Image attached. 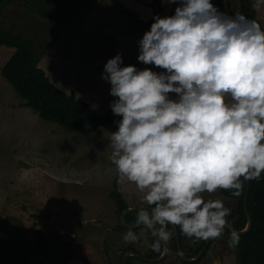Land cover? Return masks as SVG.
<instances>
[{
    "label": "clouds",
    "instance_id": "1",
    "mask_svg": "<svg viewBox=\"0 0 264 264\" xmlns=\"http://www.w3.org/2000/svg\"><path fill=\"white\" fill-rule=\"evenodd\" d=\"M164 2L179 6L154 17L138 41V61L165 71L122 67L118 53L101 77L122 117L109 143L118 183L134 184L149 206L122 239L138 242L133 229L142 227L156 238L154 251L170 239L169 224L189 238L222 237L231 210L201 194L239 197L241 178L264 174V29L212 0ZM227 243L235 249L240 234L231 230Z\"/></svg>",
    "mask_w": 264,
    "mask_h": 264
},
{
    "label": "rangeland",
    "instance_id": "2",
    "mask_svg": "<svg viewBox=\"0 0 264 264\" xmlns=\"http://www.w3.org/2000/svg\"><path fill=\"white\" fill-rule=\"evenodd\" d=\"M127 1L0 0V28L34 42L43 53L39 66L50 80L105 115L112 111L110 104L116 99L110 95V83L101 78L109 59L122 53V67L165 71L138 61V41L152 24L148 23L151 19L141 22L130 8L131 12L125 10L122 3ZM254 2L264 29V0ZM212 3L228 16L239 15L240 0ZM78 4L81 10L68 27L39 12L43 6L58 13ZM154 4L150 7L155 17ZM166 4L161 0V18ZM177 6L166 15H174ZM13 53V49L0 47V231L12 237L14 243L6 242L10 246L26 244L30 248L38 244L36 231L55 237L52 247L39 259L27 249L28 261L69 264V242L65 239L79 234L82 226L114 207L108 199L114 184L127 194H134L136 186L118 183L109 147L110 134L118 131L116 125L72 132L23 106V99L3 76V67ZM220 192L209 194L208 200L231 203ZM5 239L0 236V241ZM222 256L223 264H236L233 255ZM90 261L94 262L93 257Z\"/></svg>",
    "mask_w": 264,
    "mask_h": 264
},
{
    "label": "flooded vegetation",
    "instance_id": "3",
    "mask_svg": "<svg viewBox=\"0 0 264 264\" xmlns=\"http://www.w3.org/2000/svg\"><path fill=\"white\" fill-rule=\"evenodd\" d=\"M241 181L244 186L245 181L243 179ZM114 185L112 191L117 190L121 200L115 201L109 194L108 199L114 203V207L106 215L82 226L79 229V234L69 235L70 233L66 232V235H69V239H65L69 242V264H223L222 255H233L236 264H239L240 244L233 249L229 248L227 243L232 230L230 227L225 229L222 237L205 241L194 237L189 238L182 233L179 226L169 224L167 230L171 233L170 239L161 243L159 251L153 250L156 238L151 235L149 230L142 227L134 228L133 230L140 237L139 241L125 243L122 237L129 227L134 224L137 211L140 208L149 206L142 203L144 193H141L136 187L133 190L134 194H127L125 189L117 183ZM220 194L231 201V203L225 204L231 210V214L227 217L229 224L236 231L246 229L248 216L245 226L242 229L237 228L240 223L241 197H233L223 191ZM201 195L205 201L208 200L209 193L205 192ZM141 233L143 234L141 235ZM4 234L3 236L6 239L0 241V264H23L21 260L24 264H42L35 260H31L34 263L28 261L26 251L31 249L32 254L39 259L42 253L36 245L42 241L47 252L52 247L51 241L55 238L36 231V235L39 236L38 244H34L29 248V246H25L26 244L8 245L6 242H14H12L11 236ZM61 234H65V230L61 231ZM0 236L2 237V235ZM59 244H62V242ZM77 252L80 253V256L76 255ZM96 254H99V256H94ZM91 257H93L94 262L90 261ZM47 261L46 264H50V262L56 264L53 261Z\"/></svg>",
    "mask_w": 264,
    "mask_h": 264
},
{
    "label": "trees",
    "instance_id": "4",
    "mask_svg": "<svg viewBox=\"0 0 264 264\" xmlns=\"http://www.w3.org/2000/svg\"><path fill=\"white\" fill-rule=\"evenodd\" d=\"M83 1L87 0H81ZM154 3L156 16H159L162 9L161 0H154ZM240 3L239 15L261 25L254 0H240ZM80 10L79 4L72 8H64L58 13H53L46 6L39 8V12L44 17L58 21L65 27L69 26L70 21ZM154 22V19H151L148 23ZM0 47L14 50L13 55L3 67L4 78L23 99V106L32 109L43 120L54 122L68 131L83 132L89 127L97 130L107 125L117 126V121L122 119L114 115L112 111L99 115L89 103L77 98L74 93L68 94L55 85L39 66L43 53L38 50L34 42L22 34L0 28ZM246 188L245 181L242 194L239 196L241 197L240 223L237 226L239 229L247 223ZM222 191L233 196L231 191ZM110 197L115 201L121 200L117 190L112 191ZM247 205L253 218V226L249 233L240 235L239 264H264V174L261 179L251 181ZM41 243L36 246L44 254L45 244L42 241Z\"/></svg>",
    "mask_w": 264,
    "mask_h": 264
},
{
    "label": "crops",
    "instance_id": "5",
    "mask_svg": "<svg viewBox=\"0 0 264 264\" xmlns=\"http://www.w3.org/2000/svg\"><path fill=\"white\" fill-rule=\"evenodd\" d=\"M154 0H128L127 3H122L126 7L125 10L129 11V8L133 11H135V16L138 17V19L141 22H148L150 19L154 17L153 9H151L150 5H153ZM175 4H166L165 10L163 9V15L162 17H166L169 10L174 6ZM131 12V11H129ZM129 34H127L128 36ZM145 67L140 68L139 70H144Z\"/></svg>",
    "mask_w": 264,
    "mask_h": 264
},
{
    "label": "water",
    "instance_id": "6",
    "mask_svg": "<svg viewBox=\"0 0 264 264\" xmlns=\"http://www.w3.org/2000/svg\"><path fill=\"white\" fill-rule=\"evenodd\" d=\"M247 182V188H246V197H245V201H246V211H247V216H248V225H247V228L242 230V231H237L239 234L243 235L247 232H249L251 229H252V226H253V218L251 216V214L249 213L248 211V193H249V189L251 187V181H246ZM229 227L232 229V230H235L230 224H229ZM236 231V230H235ZM0 235H5L3 232L0 231ZM1 251V250H0ZM22 263L24 264L23 260H21ZM218 264V263H217Z\"/></svg>",
    "mask_w": 264,
    "mask_h": 264
}]
</instances>
